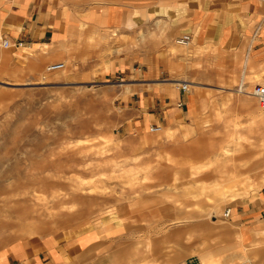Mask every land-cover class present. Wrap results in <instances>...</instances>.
<instances>
[{"label": "rangeland", "instance_id": "1", "mask_svg": "<svg viewBox=\"0 0 264 264\" xmlns=\"http://www.w3.org/2000/svg\"><path fill=\"white\" fill-rule=\"evenodd\" d=\"M79 30L77 55L67 49L65 58L43 62L39 72L26 62L10 63V48L0 53V257L15 242L51 237L65 243L82 235V246L84 234L92 233L99 242L70 264H85L111 246L116 257L110 250L111 257L90 264H117L151 249L160 253L167 232L177 228L191 234L178 240L195 246L181 249L175 261L182 260L196 248L194 229L264 182V111L255 98L237 93L246 57L215 45H180L147 23L125 32L80 22ZM123 55L135 59L136 69L155 59L151 80L172 88H179L174 80L188 84L180 91L181 123L158 124L153 132L150 125L129 126L126 79L108 72ZM57 61L64 68L47 71ZM245 82L248 91L256 83L252 76ZM223 147L241 172L220 185L213 173ZM113 230L106 241L103 235Z\"/></svg>", "mask_w": 264, "mask_h": 264}, {"label": "crops", "instance_id": "2", "mask_svg": "<svg viewBox=\"0 0 264 264\" xmlns=\"http://www.w3.org/2000/svg\"><path fill=\"white\" fill-rule=\"evenodd\" d=\"M144 12L150 16L145 17ZM80 22L98 29L117 26L125 32L147 23L156 34H160L157 26L164 29L160 34L164 39L188 33L189 42L196 47L215 45L236 50L242 61L246 57L242 73L245 79L252 76L256 83L264 79V0H0V44L2 38L9 44L20 42L15 47L0 46V53L7 54L6 49L10 48V63L26 62L30 70L34 67L32 70L39 72L43 62L65 58L67 49L77 50L82 40L78 38ZM119 57L108 72L126 79L125 111L133 119L129 126L144 130L146 125L181 123L179 88L151 80L156 75L157 61L143 60L145 68H137L142 76L138 77L133 67L135 59L127 55ZM204 222L192 231L197 234L196 248L190 250L194 253L182 260L190 264H264V182L255 194L235 202L227 216L212 214ZM96 225L94 229L101 234ZM114 232L103 233L106 241ZM180 233L177 228L167 232V243L160 253L151 249L148 255L117 264L178 262L175 259L183 255L181 249L195 247L178 240L191 234ZM84 235L88 239L82 246L79 242L82 235L65 243L51 237H40L33 243L15 242L2 251L0 264H70L75 255L87 254L100 240L92 233ZM170 235L177 240H171ZM219 239L220 244L216 243ZM115 248L111 246L87 257L84 263L103 261L113 253L116 257ZM173 248L177 251H172Z\"/></svg>", "mask_w": 264, "mask_h": 264}, {"label": "bare ground", "instance_id": "3", "mask_svg": "<svg viewBox=\"0 0 264 264\" xmlns=\"http://www.w3.org/2000/svg\"><path fill=\"white\" fill-rule=\"evenodd\" d=\"M1 44H2V41H1ZM9 44V43H8ZM188 44H190V42H188V43H185V44H180V45H188ZM4 47V46H3ZM7 47V46H6ZM63 65H65L64 63H63ZM63 68H64V66H63ZM62 70V69H61ZM48 71V70H47ZM57 71H59V70H57ZM245 74H243V77H242V79H241V85H239L240 87L238 88V94H241V95H244V96H247V97H250V96H252L253 98H255L252 94H251V91H248L247 89H248V87H247V83L245 82ZM181 82V80H174L173 81V85H176V86H179L180 83ZM192 88V87H191ZM188 89V88H187ZM256 99V98H255ZM257 101V100H256ZM244 105H248V102L247 101H245L244 102ZM259 105V104H258ZM259 107L260 108H262V110L264 111V108L263 107H261L260 105H259ZM161 127H158V128H154V129H151V130H149V131H151V132H153V131H158L159 129H160ZM191 134V133H190ZM222 150H223V153H228V149H227V147H223V148H221V150H220V153H221V156H222V158H224V159H222L221 160V165H219V168H218V174H216L217 172H214L213 173V175H214V177L213 178H216V182L218 183V184H220V185H224L225 184V182H227V180L229 179V180H231L232 182H234L235 180H237L238 178H239V174H240V167L239 166H237V164H235L236 163V157H225V155H223V153H222ZM224 156V157H223ZM244 156V155H243ZM242 156V157H243ZM245 158V157H244ZM239 159H241V157L239 158ZM238 160V159H237ZM226 161H228V162H230V163H228L227 164V162ZM224 189V188H223ZM229 209V208H228ZM229 212V211H228ZM224 216V215H223ZM227 216V215H226Z\"/></svg>", "mask_w": 264, "mask_h": 264}, {"label": "built area", "instance_id": "4", "mask_svg": "<svg viewBox=\"0 0 264 264\" xmlns=\"http://www.w3.org/2000/svg\"><path fill=\"white\" fill-rule=\"evenodd\" d=\"M174 41L178 44H185L188 43L190 41V35L188 33H182L178 36L175 37ZM18 44H20V42H12L10 44H8V41L5 38H2V46L6 47L8 45L10 46H17ZM63 62L61 61H57V62H53L51 64H49L47 66V70L48 71H57V70H61L63 69ZM187 86L188 84L186 82H181L179 85V90L185 92L187 90ZM251 94L256 98L257 103L264 108V82H260V83H255L252 86V90H251ZM181 103H178V105H180ZM159 125H154L151 126L150 129H154V128H158ZM228 211L229 209L226 208L223 211V215L226 216L228 215ZM172 264H190L187 260H182V261H178Z\"/></svg>", "mask_w": 264, "mask_h": 264}]
</instances>
